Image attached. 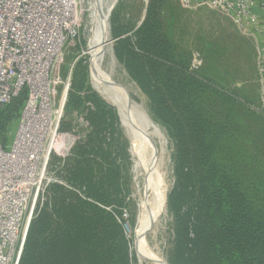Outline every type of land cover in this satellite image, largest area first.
<instances>
[{
	"label": "rangeland",
	"instance_id": "rangeland-1",
	"mask_svg": "<svg viewBox=\"0 0 264 264\" xmlns=\"http://www.w3.org/2000/svg\"><path fill=\"white\" fill-rule=\"evenodd\" d=\"M92 3L81 12L79 38L60 70L64 79L78 58L65 110L89 100L92 105H85L92 113L72 119L78 136L72 149L77 147L65 157L59 151L51 155L52 182L36 208L37 215L46 206L52 219L62 207L70 209L77 243L69 249L64 239L39 241L26 264H57L42 254L57 249L66 257L64 264H151L137 257L135 230L141 202L152 204L149 180L155 172L167 194L165 213L144 235L153 253L169 264H248L242 234L248 235L245 242L254 239V249L259 239L254 234L260 237L264 227V116L249 108L259 102L254 36L238 30L220 8L184 7L179 0H117L102 69L160 126L161 142L151 136L159 152L151 170L147 153L132 145L116 109L93 89ZM195 53L198 63L192 60ZM19 114L1 133L7 151ZM67 128L63 124L62 131Z\"/></svg>",
	"mask_w": 264,
	"mask_h": 264
},
{
	"label": "built area",
	"instance_id": "built-area-1",
	"mask_svg": "<svg viewBox=\"0 0 264 264\" xmlns=\"http://www.w3.org/2000/svg\"><path fill=\"white\" fill-rule=\"evenodd\" d=\"M89 0H0V108L23 92L18 128L10 150L0 140V264H18L28 225L52 182L54 152L68 156L78 136L74 123L62 131L73 60L63 79L61 65L81 30ZM184 7L224 10L238 30L259 47L258 98L250 108L264 116V0H179ZM195 53L193 62H199ZM89 106V104H87ZM86 111L72 112L83 119Z\"/></svg>",
	"mask_w": 264,
	"mask_h": 264
},
{
	"label": "bare ground",
	"instance_id": "bare-ground-1",
	"mask_svg": "<svg viewBox=\"0 0 264 264\" xmlns=\"http://www.w3.org/2000/svg\"><path fill=\"white\" fill-rule=\"evenodd\" d=\"M116 2L117 0H110L109 2L94 0V3H92L95 16L92 35L89 39L90 78L93 89L104 101L116 109L123 124L128 127L133 139L132 145H136L139 152L142 151L143 154L147 153L148 156H144V158L148 161L151 160V170H155L158 162L157 159H155L157 148L151 136L157 138L161 142L163 135L160 126L147 115L140 105L127 96L123 87L114 82L110 75L102 69V61L109 41V17ZM157 153H159L158 150ZM157 158H160V154ZM154 175L156 178L149 180V188L153 193L152 204L148 206L144 202H141L140 205L138 226L135 230V250L140 261L145 259L150 261L151 264H169L164 257L158 253H153L152 250L148 248L144 236L152 222L165 213L167 187L162 183L161 179L158 178L159 176L156 172Z\"/></svg>",
	"mask_w": 264,
	"mask_h": 264
},
{
	"label": "trees",
	"instance_id": "trees-1",
	"mask_svg": "<svg viewBox=\"0 0 264 264\" xmlns=\"http://www.w3.org/2000/svg\"><path fill=\"white\" fill-rule=\"evenodd\" d=\"M24 94L25 92H23L19 97L14 98L8 105L0 108V140L3 144H4V138L2 137L1 133L5 129L6 124H8V122L12 119V117L16 115L18 111L20 110L22 103L24 101ZM67 102H68V96H67ZM87 102H90L92 105V102L88 100V101L83 102L79 108H75V109L73 108L69 112L65 110V116L61 123V128H60L61 130H62L63 124L65 123L68 126L67 130L71 128L72 112L86 111L87 117L92 113V109L85 105ZM249 108H250V105H249ZM70 120H71V124H70ZM176 143H177L176 144L177 149H180L181 148L180 141L178 138L176 139ZM76 147H74V149H76ZM74 149L72 150L74 151ZM60 210L61 212L60 211L58 212L57 218L52 219L51 214L48 213L47 207L45 206L38 211L37 215L34 218L31 219L28 225L22 254L19 259L18 264L28 263L30 256H32L33 248L34 246L35 248L38 246L39 241H41V243H44L45 240L50 239V240H55V242L57 243H60V241L64 239L63 245L64 246L67 245L69 249L71 248L74 249L75 247L74 243H77L74 240L75 238L74 234L76 232L74 233L75 230L72 228V222H71V219L74 218V215H71V210L66 207H62ZM74 224H75V221H74ZM259 233L261 234L260 237H258L257 234H254V238H259L257 239V243L254 246V249L251 248L252 247L251 243L254 239L248 238V242H245L248 235L246 232H243L242 234L243 238H241V240L245 244L243 246L245 247L244 254H245L246 259L249 261L248 264H258L259 259L264 264V227H262L261 230H259ZM223 237L224 239L227 238L225 233H223ZM257 248H259V253L257 252ZM70 253L72 255L74 253V250H72ZM42 254L45 259H49V258L50 260L55 259L57 264H64V260L66 258V257H62V254L59 249L52 252L51 256H48V250H44ZM222 256L224 259L225 254L222 253ZM47 264H51V261L47 262Z\"/></svg>",
	"mask_w": 264,
	"mask_h": 264
}]
</instances>
